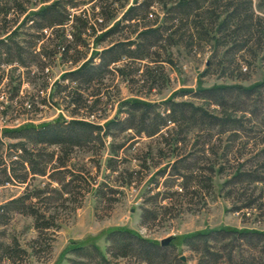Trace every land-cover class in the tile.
<instances>
[{"label":"rangeland","instance_id":"374dc122","mask_svg":"<svg viewBox=\"0 0 264 264\" xmlns=\"http://www.w3.org/2000/svg\"><path fill=\"white\" fill-rule=\"evenodd\" d=\"M54 1L66 21L37 28L28 17ZM111 1L0 0V244L25 250L17 264H148L109 251L110 235L129 230L160 246L174 238L155 264H264V237L234 233L264 232V0H227L243 5L246 18L254 14L252 37L234 22L199 34L190 19L145 58L136 56L139 34L166 26V9L178 0H154L153 18L138 24L122 20L136 0ZM116 44L123 57L93 80L70 75L90 60L100 64L99 53ZM239 85L259 87L223 105L201 92ZM133 100L161 115L169 100L193 104L225 124L168 122L148 136L126 128L147 125ZM72 120L116 124L68 145L14 132ZM34 210L49 220L45 229ZM222 230L229 233L193 238ZM0 264H12L1 250Z\"/></svg>","mask_w":264,"mask_h":264},{"label":"trees","instance_id":"16d2710c","mask_svg":"<svg viewBox=\"0 0 264 264\" xmlns=\"http://www.w3.org/2000/svg\"><path fill=\"white\" fill-rule=\"evenodd\" d=\"M120 0H112L111 5H114L116 2ZM135 5L129 7V9L124 13L123 21L126 20L128 22H132L133 24H138L141 19L150 20L153 18V13H149V9L154 3V0H142L138 2L135 1ZM160 3L166 2L168 0H159ZM226 3V4H225ZM225 7L224 13L226 16L221 23H218V18L220 17L218 14L219 8ZM101 15L107 14L106 7H101ZM65 10L62 7L60 1H54L41 7L37 12H34L32 15L28 17L31 19V16H35L38 19V23L36 24L37 28L44 29L50 28L54 26H62L66 21V15L63 13ZM167 16L165 18V25L159 26L158 28H147L143 30L139 37L142 39L140 44H137L138 51L136 56L140 58H145L149 56V52L153 47L156 46L157 41L160 38L165 37V33L168 39L173 40L171 35L176 34L178 31L182 30L183 27L188 25L190 19L194 20V27L197 33L200 34V29H204L207 25L210 29L218 27L219 30H225L226 27L231 24L230 22H234L240 28H243V33L249 34L251 37L254 33L255 26H258L255 23V19L253 21V15H250L246 18L243 14L245 12V8L243 5L233 6L232 3H228L227 0H178L171 2L170 6L166 9ZM4 16L7 14V11H2ZM20 13H23V10H20ZM246 13V12H245ZM153 15V16H151ZM172 15V16H171ZM109 16V15H108ZM113 16L110 15L111 19ZM33 20V19H32ZM249 21L248 25L247 22ZM34 22V20H33ZM102 22V21H101ZM260 22V21H259ZM120 24V22L116 23V27ZM261 26V25H260ZM238 27V29H239ZM173 33V34H169ZM4 41L0 39V45H2ZM133 45L135 42H129ZM124 44H116L110 48L104 49L99 53L101 58V63L97 66L93 64V61L90 60L85 62L77 71L72 72L70 75L74 76L76 79H83V81H91L94 79V76L97 75L98 70L102 67H105L107 63H115L121 60L123 57V52L118 49L120 46ZM65 50V48L63 47ZM259 86L252 87H243V86H218L212 89H204L202 90V96L206 98H212L218 104H224L227 97L233 96L234 94L238 96H250ZM130 103L131 108L141 113V122L140 125H145V128H141L140 126H134L133 124H126V128H138V132L147 133L148 136H153L160 132V130L168 125V122L180 124V123H193L197 124H209L210 126L216 125H224V120L220 119L217 116L210 114L209 112L203 110L200 107L194 106L193 104H174L171 100L166 102L170 107H168L167 113L161 115L160 113L154 112V105L141 102L138 100H133ZM135 113V112H134ZM150 114H154L155 117L151 120ZM116 121L111 120L105 124V126H100L98 124H93L90 122L82 121V120H72L67 125L64 123H47L40 127L34 126H26L19 130L14 131L16 134H19L21 137L30 138L36 137V141L40 143H49V144H76L79 141L86 139L88 136L97 133L100 135L105 128H110L115 125ZM66 126V127H65ZM6 133V132H5ZM27 162L28 160L25 159ZM29 162V161H28ZM35 174H44L43 171H36ZM4 174L8 176V171L5 169ZM28 174V172H27ZM27 174L24 177L17 176L20 183L26 182ZM80 180V179H79ZM82 180V179H81ZM34 209V208H33ZM34 216L36 218V226L38 229H45L43 223L49 222L46 219L45 215L39 214L36 210H34ZM48 219L52 220L53 217H49ZM42 220V222H41ZM49 225V224H48ZM222 233H229L227 231H213L211 233H202L195 235L193 238H206L211 235H219ZM240 235V238H252L255 237L257 239H261L264 237V232L259 231H236L234 232ZM109 240L112 243L110 248V252L115 258L119 257H128L132 256L133 258L146 262L148 264H155V261L159 258L165 256V247L168 245H159L156 242L149 241L138 234L129 231V230H120L112 233L109 237ZM254 243V242H253ZM0 250L4 257L8 258L12 264H17V257L22 254H25V250L19 248L16 245L14 248L12 246H4L0 244ZM164 253V254H163ZM103 261L104 257H102ZM259 262H254V264H258ZM263 263V262H260ZM106 264V262H105ZM108 264V263H107ZM215 264H220L219 260L215 262Z\"/></svg>","mask_w":264,"mask_h":264},{"label":"water","instance_id":"95a60500","mask_svg":"<svg viewBox=\"0 0 264 264\" xmlns=\"http://www.w3.org/2000/svg\"><path fill=\"white\" fill-rule=\"evenodd\" d=\"M174 240L173 237L165 238L161 241V245H169ZM182 260H185L184 257L181 258Z\"/></svg>","mask_w":264,"mask_h":264},{"label":"built area","instance_id":"2783aa9c","mask_svg":"<svg viewBox=\"0 0 264 264\" xmlns=\"http://www.w3.org/2000/svg\"><path fill=\"white\" fill-rule=\"evenodd\" d=\"M151 16H153V15H151Z\"/></svg>","mask_w":264,"mask_h":264}]
</instances>
